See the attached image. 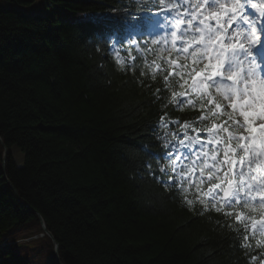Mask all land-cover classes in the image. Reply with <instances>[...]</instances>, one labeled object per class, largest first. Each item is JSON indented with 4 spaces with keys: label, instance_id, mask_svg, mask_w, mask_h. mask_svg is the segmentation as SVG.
<instances>
[{
    "label": "trees",
    "instance_id": "obj_1",
    "mask_svg": "<svg viewBox=\"0 0 264 264\" xmlns=\"http://www.w3.org/2000/svg\"><path fill=\"white\" fill-rule=\"evenodd\" d=\"M33 1L0 0V137L11 184L0 142V240L44 235L0 249V264H59L39 215L63 264H264V244L248 235L241 247L248 230L234 216L204 212L194 185L167 188L148 170L162 155L154 136L171 140L215 119L203 94L192 103L177 96L204 49L166 54L161 37L144 55L128 47L125 17L152 0H46L53 15L11 6ZM172 59L179 67L169 75ZM161 117L168 123L154 133Z\"/></svg>",
    "mask_w": 264,
    "mask_h": 264
},
{
    "label": "snow or ice",
    "instance_id": "obj_2",
    "mask_svg": "<svg viewBox=\"0 0 264 264\" xmlns=\"http://www.w3.org/2000/svg\"><path fill=\"white\" fill-rule=\"evenodd\" d=\"M205 3L213 8L205 20L214 18L219 25V30L212 29L205 23V20H201L200 23L204 27L197 29L200 32L199 37L193 36L191 41L186 42L184 52H188L189 44L195 45L197 48L202 45L205 54L208 56V63L203 68L199 71L193 68L189 73L192 78V88L197 92L206 93L209 88L207 81H212L215 76H224V72L220 70L225 69L226 78L232 81V84L228 87L221 85L216 90L225 93L232 112L238 113V116L243 119L241 121L229 116V119L224 123L213 124L211 128H207L206 130L210 134L209 143L214 142L216 145L211 149L208 148L207 144L202 143L199 137L186 143V140H189L187 132L184 134L185 138L178 142L180 147L168 140L167 135L154 136L162 155L153 153L152 159L159 166L152 168L149 164L148 170L153 173L154 178L160 184L167 188L174 189L177 184L181 188H184L185 184L194 185L204 212L211 208L216 213H222L225 217L234 216L235 221L243 225L245 232L248 230L246 221L250 220L252 235L255 236L257 232L264 235V123L257 125L255 122L257 118L264 121V78L257 77L254 64L244 72L241 67L243 62L239 58L241 52L245 56H249L254 46L264 45V40L256 35L257 29L254 21L249 20V17L243 14L245 6L240 0H232L230 4L219 3V0H204V3L197 5V8H204ZM251 7L256 9L258 6L252 4ZM259 11L261 16H264V7H260ZM229 13H231L227 21L229 25L233 22L237 25L241 22L247 25L248 31L245 37L248 44L247 48H245L244 43L225 44L223 42V32L226 29L219 22L223 16ZM195 15L196 13H193V16ZM188 23L191 24L192 20H189ZM171 35L175 41L176 32L173 31ZM234 36L238 40L239 37L245 36V33L242 30H237ZM117 43L120 41L113 38L112 47L119 51L115 49ZM214 50L215 63L212 62ZM229 53H231L230 56ZM195 54V52L192 53V55ZM117 59H120L119 56ZM242 72H244L243 75H241ZM172 74L169 73V75ZM175 74L180 75L179 72ZM197 77H200L199 83H197ZM168 78V76L164 77L165 82ZM181 78L183 79L182 76ZM241 83L242 87L239 86ZM180 95L184 96L185 93ZM172 96L175 98L176 93L173 92ZM205 102L213 105L215 110L222 109V105L210 96ZM209 112H212L214 116L217 114L212 108L209 109ZM220 114H223L222 111ZM204 119L205 117H200L201 122ZM161 121L153 125L154 133L168 123L165 117H161ZM233 126L244 131L237 134L235 130H230ZM187 127L189 125H185V128ZM222 133H226V135L221 136ZM197 144L200 145V148L193 152L192 149ZM183 148H187L189 151L183 152ZM221 152L222 159L219 158ZM181 160L186 161V163L178 168L177 162ZM164 161L169 163H164ZM209 161L212 162L209 163ZM197 171L199 176H196ZM221 193L222 195H220ZM257 196L259 197L258 200ZM254 201L259 207H253L252 211L259 212V220L252 216L244 219L242 212L225 210L240 206L248 208ZM186 202L189 206L193 204V200H186ZM225 226L231 227V225H221V227ZM243 239L245 243L241 244V247H249L248 236H244ZM258 243L264 244V241H258Z\"/></svg>",
    "mask_w": 264,
    "mask_h": 264
},
{
    "label": "rangeland",
    "instance_id": "obj_3",
    "mask_svg": "<svg viewBox=\"0 0 264 264\" xmlns=\"http://www.w3.org/2000/svg\"><path fill=\"white\" fill-rule=\"evenodd\" d=\"M45 2H46V0H35L26 6H21V5H16V4H12L11 6L22 9L25 13H32V14H36V15H47V14L53 15L52 5L46 4ZM222 3L226 4L227 1L226 2L223 1ZM227 4H229V0H228ZM207 9H208V11H213V9H211V8H207ZM225 17L228 18L229 15H225ZM213 53L215 54V50L213 51ZM214 96L221 100V102H222V104L226 110H229L232 112L231 107H230V102L227 100L224 92H217V90H216L214 92ZM233 117L235 119H240V120L243 119L242 117L238 116V113H233ZM255 122H260V120L257 118ZM12 153H13V157L15 159L17 166L22 165L24 154L16 146L12 147Z\"/></svg>",
    "mask_w": 264,
    "mask_h": 264
},
{
    "label": "water",
    "instance_id": "obj_4",
    "mask_svg": "<svg viewBox=\"0 0 264 264\" xmlns=\"http://www.w3.org/2000/svg\"><path fill=\"white\" fill-rule=\"evenodd\" d=\"M0 142L2 143V145H3V147H4V149H3V155H2V167H1V172L4 174V173H5V163H4V161H5V158H6V155H7V152H8V151H7V147L5 146V144L3 143L2 139H1V137H0ZM4 175H5V174H4ZM4 178H5V180L7 181V183L11 186V184H10L8 178L6 177V175L4 176ZM39 218L41 219V222H42V226H43L44 231H45L49 236H51V238H52V240H53L55 260H56L59 264H63V263H61L60 260H59L58 251H57V250H58V243H57V241L53 238L51 232L45 227L44 222H43V220H42V217H41L40 215H39Z\"/></svg>",
    "mask_w": 264,
    "mask_h": 264
}]
</instances>
